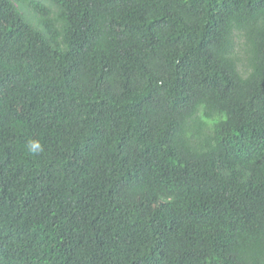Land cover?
<instances>
[{"label":"trees","instance_id":"16d2710c","mask_svg":"<svg viewBox=\"0 0 264 264\" xmlns=\"http://www.w3.org/2000/svg\"><path fill=\"white\" fill-rule=\"evenodd\" d=\"M0 264H264V0H0Z\"/></svg>","mask_w":264,"mask_h":264},{"label":"rangeland","instance_id":"374dc122","mask_svg":"<svg viewBox=\"0 0 264 264\" xmlns=\"http://www.w3.org/2000/svg\"><path fill=\"white\" fill-rule=\"evenodd\" d=\"M31 18H32V22H34V23H35V22H36V21H35V17H34V15H33V14H31V13H30V19H31Z\"/></svg>","mask_w":264,"mask_h":264}]
</instances>
